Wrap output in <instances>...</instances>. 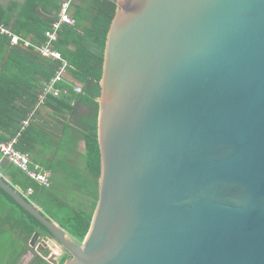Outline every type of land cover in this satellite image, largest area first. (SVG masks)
<instances>
[{"label": "water", "instance_id": "obj_1", "mask_svg": "<svg viewBox=\"0 0 264 264\" xmlns=\"http://www.w3.org/2000/svg\"><path fill=\"white\" fill-rule=\"evenodd\" d=\"M116 4L83 243L1 175L0 188L65 264H264V0Z\"/></svg>", "mask_w": 264, "mask_h": 264}, {"label": "trees", "instance_id": "obj_2", "mask_svg": "<svg viewBox=\"0 0 264 264\" xmlns=\"http://www.w3.org/2000/svg\"><path fill=\"white\" fill-rule=\"evenodd\" d=\"M43 1L46 0H26L15 20L8 10L0 9V24L11 27L13 33L35 44H42L61 0L46 1L50 11L47 8L39 10L42 5L40 2ZM116 1L76 0L74 17L77 25L64 27L55 43V48L69 64L66 79L83 87V93L76 94L69 85L60 84L58 86L69 89V94L58 97L49 95L44 103L45 108L62 119L60 122L66 132V139L61 144L48 140L44 124L36 120L40 115V109H36V106L44 85L55 76L62 62L44 58L36 48L25 47L22 42L12 45L8 36L0 34V140L8 141L20 134L16 148L30 153L37 163L52 170L53 184L49 189L44 188L13 164L4 168L5 173L29 201L40 207L43 214L57 223L78 244H82L89 233L99 199L101 149L98 138V99L102 92L106 43L116 14ZM31 114L35 119H31L29 126L24 128L23 122ZM69 133L75 136L80 134L84 140L85 174L79 173V180L55 178V169L47 164L50 158L45 153L48 149L69 153L67 147L70 144L78 146L79 139L70 141L67 136ZM64 155V163L73 175L74 168L66 162L70 156ZM29 188L34 189L32 195L26 193ZM69 190L75 194L70 192L68 195ZM0 222L6 223L21 237L19 244L11 251L8 264H17L35 240L52 238L48 229L2 188ZM33 252L34 257L29 264H51L43 258L50 254L48 249L41 250V255L35 249ZM69 257L63 255L55 264H65Z\"/></svg>", "mask_w": 264, "mask_h": 264}, {"label": "built area", "instance_id": "obj_3", "mask_svg": "<svg viewBox=\"0 0 264 264\" xmlns=\"http://www.w3.org/2000/svg\"><path fill=\"white\" fill-rule=\"evenodd\" d=\"M75 3L76 0H61L56 17L52 21L50 28L45 33L46 39L40 45L17 37L11 33L8 27L0 24V34L8 36L11 39L12 44L17 45L22 42L26 47L33 46L36 48L44 58L62 62V65L55 76L44 85V89L39 95V101L36 109L44 105L49 95L58 97L69 94V89L58 86L60 84L69 85L70 89H72V91L76 94L83 93V87L81 85H75L66 79L69 64L63 58L62 53L57 48H55V43L58 41L62 29L64 27H74L77 25V20L73 15ZM32 116L33 114H31L30 117L23 122L24 128L29 126ZM17 143L18 137H15L8 142L0 140V153L2 156L10 161L15 167L26 173L28 177H30L40 186L47 189L51 188L53 184L52 172L40 165L34 164L28 152H22L16 148ZM26 193L27 195H32L34 193V189L29 188ZM40 240L41 241L39 242L35 251L41 255V250L46 249V245H44V243H47L50 239L42 238ZM43 258L51 264H55V262L58 260L57 258H52L49 255L43 256Z\"/></svg>", "mask_w": 264, "mask_h": 264}, {"label": "crops", "instance_id": "obj_4", "mask_svg": "<svg viewBox=\"0 0 264 264\" xmlns=\"http://www.w3.org/2000/svg\"><path fill=\"white\" fill-rule=\"evenodd\" d=\"M46 1H48V0H46ZM46 1L40 2V3H42V5H41V7H39V10L43 11V8H47L50 11V7H48V5L46 4ZM25 3H26V0H0V9L8 10L11 14H13V16H14L13 20H15L17 18V15H19L21 13L22 9L24 8ZM74 11H75V7H74ZM74 11H73V15H74ZM51 12L53 15V8H52ZM57 12H56V14H57ZM8 29L11 31L12 34L16 35L17 37H20L24 40H27L29 42L34 43V41H32L30 39H25L21 35L13 33V31L11 30V27H8ZM11 44H12V42H11ZM12 45H14V44H12ZM38 109H40V115H39V118H36V120L40 124H44V127L46 128L48 140L59 142L60 144L62 142H64V140L66 139V132L64 131V128L60 122V121H62V119L60 117L55 116L51 112V110L48 108H45L44 105L40 106ZM31 119H35L34 115L32 116ZM76 135L77 136L73 135L72 133H69L67 135L70 138V141L73 139H79L77 147H75L73 144H70L67 147V149H69V153L66 151L60 152L58 150H51V149H48L45 153L50 158L48 160L47 164L49 165V167H51V168L53 167L55 169V172H54L55 178L64 180V178L67 177L68 179H71V180L72 179L73 180H75V179L79 180L80 179L79 173L82 172V174H85V162H84V157H83L84 153H85L84 152L85 151L84 140L81 139L80 134H76ZM19 136H20V134L16 137H19ZM13 138H15V137H13ZM13 138H11V139H13ZM10 140H8V141H10ZM8 141H5V142H8ZM64 154H67L70 156L69 159H66L67 160L66 162L68 165H71L74 168V170H75L73 172L74 176L70 174L69 168L64 163L65 162V159H64L65 155ZM30 156H31L32 162L34 164H37V165L44 167L43 165L37 163L32 158L31 154H30ZM10 164H12V163L10 161H8L7 159H5L0 153V175L6 180L7 183L12 185L16 189V187L11 183L10 179L8 178V176L6 175L5 170H4V168L8 167ZM44 168H46V167H44ZM46 169H48V168H46ZM48 170H50V169H48ZM76 171L78 172V174ZM16 190H18V189H16ZM18 191L21 192V190H18ZM67 192H68V195H70V192L72 193L74 191L69 190ZM74 194H75V192L73 193V195ZM38 208L42 211V209L40 207H38ZM0 228L5 230L6 223L0 222ZM14 237L16 240L15 245L16 244L18 245L19 242L21 241V239H20L21 237L15 231H14ZM25 253L21 256V258L19 259V262L21 259H23L25 257V255H26ZM3 260H5L4 261L5 264H8V262L10 261V257L7 258V255L5 254ZM3 260H0V261H3Z\"/></svg>", "mask_w": 264, "mask_h": 264}, {"label": "rangeland", "instance_id": "obj_5", "mask_svg": "<svg viewBox=\"0 0 264 264\" xmlns=\"http://www.w3.org/2000/svg\"><path fill=\"white\" fill-rule=\"evenodd\" d=\"M16 189L21 190L19 187H16ZM26 198L28 199L27 196H26ZM82 207L84 208V205ZM40 241L41 240L38 241V244ZM15 242H16V240L14 237V230L10 226L6 225L5 230L0 228V260H3L5 254L7 255V258L12 256L11 251L13 250V248L15 246ZM48 242L44 243V245H46V248L50 251L49 256H51L52 258L58 259L60 257V254L63 252L62 247L55 246L57 248L56 249L55 247L52 246L53 248H51V246L48 244ZM38 244L35 246V250H36V247L38 246ZM48 247H50V248H48ZM31 258H32V254H28V256L26 257L25 263H27ZM4 261L5 260L0 261V264H5Z\"/></svg>", "mask_w": 264, "mask_h": 264}, {"label": "flooded vegetation", "instance_id": "obj_6", "mask_svg": "<svg viewBox=\"0 0 264 264\" xmlns=\"http://www.w3.org/2000/svg\"><path fill=\"white\" fill-rule=\"evenodd\" d=\"M38 241H39V239H37V240H35L33 243H34V245L33 246H30V249L25 253L26 255H25V257L23 258V259H21L20 260V262L19 263H17V264H29V262H30V260L32 259H30L27 263H25V260H26V257L28 256V254H31V251H33V249H35V246L38 244ZM54 244H53V247H55V246H60V247H62L58 242H56L55 240H54V242H53ZM53 247H51V248H53ZM48 248H50V247H48ZM47 249V248H46ZM62 250H63V252L60 254V256L62 257L63 255H69V253L64 249V248H62Z\"/></svg>", "mask_w": 264, "mask_h": 264}, {"label": "bare ground", "instance_id": "obj_7", "mask_svg": "<svg viewBox=\"0 0 264 264\" xmlns=\"http://www.w3.org/2000/svg\"><path fill=\"white\" fill-rule=\"evenodd\" d=\"M56 248V247H55ZM57 249V248H56ZM58 253V252H57Z\"/></svg>", "mask_w": 264, "mask_h": 264}]
</instances>
